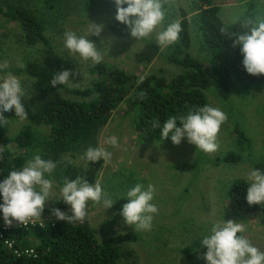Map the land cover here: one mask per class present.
I'll use <instances>...</instances> for the list:
<instances>
[{"label": "rangeland", "instance_id": "obj_1", "mask_svg": "<svg viewBox=\"0 0 264 264\" xmlns=\"http://www.w3.org/2000/svg\"><path fill=\"white\" fill-rule=\"evenodd\" d=\"M8 2L22 3L33 11L42 21L49 41L47 44L27 45L17 22L8 21L0 14V63L8 62L7 68L0 69V77L8 72L17 76L24 91L22 102L34 103V109L43 103L44 96L35 90L34 77L25 71L29 63L55 72L70 70L77 73L70 76L69 84H64L69 89L85 88L95 78L91 71L93 62L83 60L65 47L64 33L68 30L94 41L103 57L101 63L107 67L123 69L139 78L148 74L172 78L186 71L179 63L184 54L177 48L179 40L167 47H159L155 39L168 24L180 21L184 11L191 37L187 51L203 60L209 55L201 39L198 21L201 4L197 0H169L164 4L163 22L150 36L139 40L130 32L117 36L108 29L116 14L114 0H99L93 10L84 6V0H0V6H6ZM214 3L219 6V16L225 23L245 18L249 3L253 4L255 20L264 19V0H214ZM91 22L104 25L100 37L89 36ZM172 56L177 60H173ZM58 93L65 98L84 99L67 89ZM205 98L207 105L219 108L228 117L220 127L216 139L219 147L214 153L197 149L186 137L175 145L171 141V133L163 140L161 137L143 136L134 129L133 113L126 110L125 101L119 103L108 121L87 142L50 155L44 146L46 129L33 125L32 129L36 131L33 143L15 148V151L24 157V166L37 154L56 162L53 172L45 174L53 181V198L46 201L44 208H51L61 200L60 189L65 177L75 179L80 175L86 178L90 163L84 154L89 147H104L112 153L109 162L102 160L93 184L99 182L115 203L105 209L102 201H88L84 224L98 241L127 231L135 233L136 240L120 245L122 264H207L203 259L207 249L202 246L201 240L210 233L213 224L224 220L243 223L246 231L241 234L264 252V214L240 209L228 194L235 179L247 181V175L255 169V164L264 162V82L247 89L232 84L227 101L213 90L205 92ZM7 120L8 123L0 125V129L10 136L28 124L23 119ZM235 127L247 136L242 145ZM110 136L117 138L119 147L105 143ZM228 152L237 154L240 161L221 160ZM137 183L144 185L145 189L149 184L155 188L151 203L157 206L158 214H154L149 231H134V226L124 223L121 209L115 207L119 200H127V191ZM70 209L69 205L61 211ZM44 217L50 221L56 219L52 211Z\"/></svg>", "mask_w": 264, "mask_h": 264}, {"label": "trees", "instance_id": "obj_2", "mask_svg": "<svg viewBox=\"0 0 264 264\" xmlns=\"http://www.w3.org/2000/svg\"><path fill=\"white\" fill-rule=\"evenodd\" d=\"M197 1L201 4L198 12L201 39L209 55L203 60L187 51L191 37L188 18L182 11L180 20L182 31L177 48L184 52L179 63L186 71L172 78L148 74L144 75L143 82H139V77L128 74L123 69L99 63L92 64L91 71L95 78L89 86L69 89L58 84L53 88L50 82L56 75L55 71L29 63L25 71L34 77L35 90L44 96V101L37 109L32 106L34 103L22 102L27 112V118L23 120L28 124L13 136L0 129V181L12 170H20L24 166V157L18 154L15 148H24L33 143L36 138L33 125L46 129L45 151L52 155L91 140L99 128L108 121L119 103L125 101L126 110L133 113L134 129L143 136L157 138L160 137V128L170 116H176L178 126H181L179 117L207 105L205 92L213 90L221 99L227 101L232 84L247 89L264 82V74L254 76L247 73L242 65L243 56L239 46L233 47L232 40L220 32L221 27H226L231 32L245 31L246 29L242 27L245 21L255 20L253 4L249 3L245 18L225 23L219 16V6L214 0ZM98 4L99 0H84V6L90 10ZM0 14L8 21L17 22L22 31L23 41L27 45L49 42L42 21L24 4L8 2L6 6H0ZM108 29L117 36L130 32L126 25L115 19V16L108 24ZM171 58L177 60L174 56ZM61 89L70 90L84 99L62 97L58 93ZM142 92L145 94L143 98L140 95ZM4 116L7 119H21L14 111L6 112ZM154 121L159 122V127L153 128ZM235 131L242 145L247 136L238 127H235ZM220 159L233 163L240 161L234 152H228ZM89 163L90 169L85 179L93 183L102 160ZM254 167L264 172V162H258ZM248 184L245 179H235L229 187L230 199L246 212L264 214V204L250 206L247 203ZM125 202L127 200L121 199L115 207L121 209ZM0 203H3L2 196ZM68 206L60 200L51 208H44L41 215L48 214L53 208L63 210ZM64 213L72 214L71 209ZM0 220L4 221L2 211ZM15 223L16 221H13L10 229L4 230V236L13 240L14 247L33 248L34 255L16 254L13 249L6 247L0 238V264H122L121 243L136 240L135 233L127 231L98 241L92 230L84 222L79 221L68 223L56 218L34 228L20 227Z\"/></svg>", "mask_w": 264, "mask_h": 264}, {"label": "clouds", "instance_id": "obj_3", "mask_svg": "<svg viewBox=\"0 0 264 264\" xmlns=\"http://www.w3.org/2000/svg\"><path fill=\"white\" fill-rule=\"evenodd\" d=\"M169 0H114L116 14L115 19L126 25L130 35L137 40L150 36L165 18L164 4ZM125 5H127L125 7ZM104 25L91 22L89 36L100 37ZM243 32H231L226 27H221L222 35L232 40V46H239L243 56L242 65L247 73L259 76L264 74V19H248L242 25ZM182 31L181 22L176 20L156 35V43L159 47H167L176 43ZM103 42V40H101ZM64 45L72 54H78L83 60H91L93 64L102 62L103 57L97 50L96 43L86 36H77L71 30L64 33ZM8 67V62L0 63V69ZM51 80V86L69 84L70 76L76 75L70 70L55 72ZM144 76L139 82H143ZM141 97L145 95L143 92ZM24 91L20 79L8 72L0 77V125L8 123L4 116L6 112L14 111L21 119L27 118L25 106L22 103ZM176 116H170L160 131L161 139L169 138L175 145H179L182 138L197 146L206 153H214L219 145L216 142L221 125L228 119L226 113L219 108L209 105L199 107L195 111H189L187 115L179 117L178 126ZM153 128L159 127V122H153ZM106 144L119 147L115 136L105 140ZM112 153L104 147H89L84 158L92 163L103 160L105 163L111 160ZM57 167L51 159L45 160L39 154L29 160L20 170H12L6 178L0 181V211L3 213L4 222L11 226L13 221L17 224H26L31 218L41 217L46 201L52 199L51 190L53 181L46 178L45 174H51ZM86 169V168H85ZM246 201L251 205L264 204V172L253 169L247 175ZM155 188L149 184L137 183L127 193V202L122 204L120 211L124 223L134 226V231H149L152 227L154 214H158V208L151 203L154 198ZM66 205H70L71 215H66L59 208H53L52 212L58 220L68 223L85 222L87 217V203L103 202L105 209L111 208L115 203L102 189L99 182L90 183L84 177L78 175L75 179L64 178V184L60 189V197ZM246 231L241 222L224 220L215 223L210 233L201 240L202 246L207 251L203 259L207 264H264V252L254 246L244 235H238Z\"/></svg>", "mask_w": 264, "mask_h": 264}, {"label": "built area", "instance_id": "obj_4", "mask_svg": "<svg viewBox=\"0 0 264 264\" xmlns=\"http://www.w3.org/2000/svg\"><path fill=\"white\" fill-rule=\"evenodd\" d=\"M44 216L45 215H41V217L31 218L26 224H19L18 225L17 222L15 224L20 226V227H26V228H28V227H36V226H43L44 222L48 221V220H46V217H44ZM11 226L6 225L4 221L0 220V238L3 239V244L6 247H8L9 249H13V251L16 254H19V255L20 254H24V255H27V256H31V254L34 253V249L33 248L29 247V248L21 249V248L14 247L13 240L4 236L5 235L4 234V230H9Z\"/></svg>", "mask_w": 264, "mask_h": 264}]
</instances>
